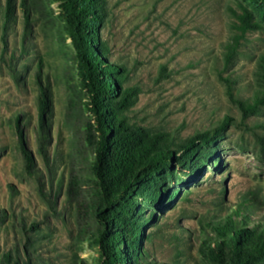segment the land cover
<instances>
[{"label": "rangeland", "instance_id": "rangeland-1", "mask_svg": "<svg viewBox=\"0 0 264 264\" xmlns=\"http://www.w3.org/2000/svg\"><path fill=\"white\" fill-rule=\"evenodd\" d=\"M240 3L253 7L252 0H106L100 37L107 61L126 69L131 126L166 133L179 144L199 133L216 137L222 121L231 119L222 138L204 148L213 157L203 168L186 172L175 163V178L164 183L158 201L144 189L131 200L146 223L147 264H213L201 252L203 243L216 239L214 225L236 212L238 222L264 227V147L258 142L264 108L245 119L227 82L236 99L254 102L264 30L247 36L230 67L224 62L233 35L230 8L239 10ZM30 7L27 16L15 0L7 22V0H0V264H8L7 255L11 264H101L99 189L86 131L92 116L77 53L59 5L34 0ZM42 88L50 102L45 145Z\"/></svg>", "mask_w": 264, "mask_h": 264}, {"label": "trees", "instance_id": "trees-1", "mask_svg": "<svg viewBox=\"0 0 264 264\" xmlns=\"http://www.w3.org/2000/svg\"><path fill=\"white\" fill-rule=\"evenodd\" d=\"M52 1L59 5L66 34L76 50L83 88L87 92L86 109L92 116L86 131L87 143L95 154L93 173L100 198L97 216L102 228L95 239L100 250V263L147 264L142 249L146 223L140 215H135L131 200H135L144 189L150 200L158 201L164 183L175 178V163L186 172L203 168L213 157V153L204 148L222 138L231 125V119L226 117L222 121L216 137L207 132L199 133L179 144L166 133H153L131 126L127 116L131 95L124 87L126 69L107 61L108 50L100 37L106 0ZM252 1L253 7L240 3L239 10L230 8L233 35L225 46L226 68L239 55L247 36L264 30V0ZM32 2L34 0H21L27 16L31 14ZM14 3L15 0H7V22L14 12ZM256 77L259 89L254 102L236 99L233 87L227 81L228 94L245 119L264 108V55L258 60ZM38 78L40 81V74ZM41 91L40 142L45 145L50 128V102L48 89L42 88ZM19 130L27 169L33 172L35 161L20 125ZM258 142L264 147V137H259ZM149 184L153 186L146 190ZM175 196L173 192L171 198ZM236 215L240 212L214 225L217 237L203 243L202 254L213 264H263L264 227H249L245 222L235 220ZM12 260L11 255L6 256L8 264ZM16 264H20L18 259Z\"/></svg>", "mask_w": 264, "mask_h": 264}]
</instances>
